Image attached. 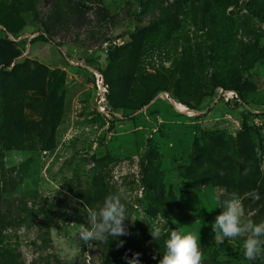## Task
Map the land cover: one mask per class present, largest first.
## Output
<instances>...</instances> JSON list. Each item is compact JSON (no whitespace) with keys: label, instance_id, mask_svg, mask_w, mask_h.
Instances as JSON below:
<instances>
[{"label":"rangeland","instance_id":"obj_1","mask_svg":"<svg viewBox=\"0 0 264 264\" xmlns=\"http://www.w3.org/2000/svg\"><path fill=\"white\" fill-rule=\"evenodd\" d=\"M19 1L0 0V8L13 13ZM18 16L22 29L0 26V42L21 52L12 67L37 75L30 103L44 104L48 73L58 72L64 118L54 142L23 137L20 147L0 137L1 209L10 222L0 264H128L134 253L140 264H158L180 228L200 235L203 264H264V255L245 258L246 236L219 243L212 229L226 192L220 175L246 159L256 163L248 182L258 189L243 200L245 217L264 220V0H38ZM42 33L52 42L31 44ZM135 41L144 45L139 73L169 91L113 117L101 78ZM137 81L134 103L143 92ZM179 82L189 107L176 97ZM117 191L130 234L85 243L87 210Z\"/></svg>","mask_w":264,"mask_h":264},{"label":"trees","instance_id":"obj_2","mask_svg":"<svg viewBox=\"0 0 264 264\" xmlns=\"http://www.w3.org/2000/svg\"><path fill=\"white\" fill-rule=\"evenodd\" d=\"M37 2L38 0H20L14 5L13 13L0 8V26L7 33H18L23 27L18 15L33 12ZM39 42L49 44L52 41L42 33L33 38L31 44ZM142 47L144 45L141 42L135 41L132 44L129 58L120 63H114L102 75L103 99L108 103V112L113 117H116L115 110L118 109L142 111L155 100L158 92L169 91L166 84H162L156 79V81H148L144 74L139 73L138 63L142 55ZM21 56V52L11 43L0 42V137L20 147L21 144L24 145L23 137L54 142L55 131L64 118V100L60 97L64 87L63 81L58 77L57 71L49 72L48 91L44 104L30 103L26 93L30 89H35L33 76L37 75L35 73L27 74L23 69L25 67L22 66L12 67ZM189 65H193V62H190ZM135 79L138 80L135 84L136 87L140 84L143 87V92L138 96L136 103L129 101L130 85ZM184 85L188 86L190 82H184ZM184 85L182 82L177 83L178 90L175 93L180 102L189 107L190 104L185 99L188 93ZM233 91L239 97L237 106L245 105L246 90L244 87L239 85ZM252 102L255 101L252 100ZM248 149L246 148L244 152L246 158L251 155L250 149ZM254 166L256 163L251 166L249 160L246 159L238 170L230 169L227 174L221 173L217 185L225 188L226 192L220 197L219 214L223 211L222 202L227 198L228 193L236 192L242 196L258 189L255 182H248V178L254 179L256 176L252 172ZM3 192L4 190L0 188V232L4 231L10 223L1 209L4 202Z\"/></svg>","mask_w":264,"mask_h":264},{"label":"clouds","instance_id":"obj_3","mask_svg":"<svg viewBox=\"0 0 264 264\" xmlns=\"http://www.w3.org/2000/svg\"><path fill=\"white\" fill-rule=\"evenodd\" d=\"M249 197L257 198L255 190L245 193L243 197L236 192L228 193L222 202L223 211L216 216L212 229L215 241L219 243L225 238L246 236L244 256L251 261L264 255V220L257 223L245 217L243 200ZM86 213L88 226L81 225L79 231L85 243L104 241L108 236L118 238L130 234L125 223L130 220L129 212L120 191L109 193L101 206L90 208ZM151 235L157 241L162 235L161 229L152 230ZM122 243L118 246H122ZM165 248L158 264H203L200 235L195 232L185 231L184 228L171 231L165 241ZM139 256V253H134L128 264H140Z\"/></svg>","mask_w":264,"mask_h":264},{"label":"built area","instance_id":"obj_4","mask_svg":"<svg viewBox=\"0 0 264 264\" xmlns=\"http://www.w3.org/2000/svg\"><path fill=\"white\" fill-rule=\"evenodd\" d=\"M102 83H103V81H102Z\"/></svg>","mask_w":264,"mask_h":264}]
</instances>
